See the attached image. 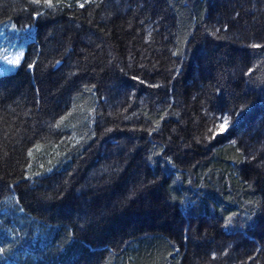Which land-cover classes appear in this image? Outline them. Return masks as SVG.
<instances>
[{"label":"trees","instance_id":"obj_1","mask_svg":"<svg viewBox=\"0 0 264 264\" xmlns=\"http://www.w3.org/2000/svg\"><path fill=\"white\" fill-rule=\"evenodd\" d=\"M8 24L35 39L0 76V264H264V0H0Z\"/></svg>","mask_w":264,"mask_h":264},{"label":"rangeland","instance_id":"obj_2","mask_svg":"<svg viewBox=\"0 0 264 264\" xmlns=\"http://www.w3.org/2000/svg\"><path fill=\"white\" fill-rule=\"evenodd\" d=\"M0 32V76H4L15 72L19 67L27 46L35 39V28L19 29L12 24H8L1 28ZM21 54L23 55L21 56ZM5 57H19L20 63L18 66L8 64Z\"/></svg>","mask_w":264,"mask_h":264},{"label":"snow or ice","instance_id":"obj_3","mask_svg":"<svg viewBox=\"0 0 264 264\" xmlns=\"http://www.w3.org/2000/svg\"><path fill=\"white\" fill-rule=\"evenodd\" d=\"M31 2H32L33 4H39V3H41V0H31ZM43 2H44L45 4H47L49 7L52 6V0H43ZM81 7H83V5H81ZM252 47H253V48H260L261 45H259V44H253ZM22 55H23V54H21V56H22ZM5 61H6L8 64H12V65H16V66H18L19 63H20V59H19V57H17V58H8V57H5ZM29 67L31 68L32 65H29ZM133 78L135 79V77H133ZM227 123H228L227 118H225V122H224V124H221V125L219 126V128H220V133H223V132L226 130ZM228 219L231 220L232 218L229 217ZM225 226L227 227V225H225Z\"/></svg>","mask_w":264,"mask_h":264}]
</instances>
